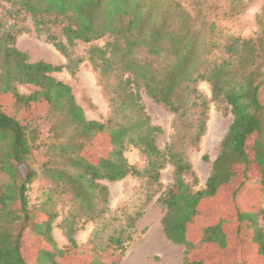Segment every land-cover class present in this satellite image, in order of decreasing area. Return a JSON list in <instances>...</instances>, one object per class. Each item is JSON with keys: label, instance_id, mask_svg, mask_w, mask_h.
I'll list each match as a JSON object with an SVG mask.
<instances>
[{"label": "trees", "instance_id": "16d2710c", "mask_svg": "<svg viewBox=\"0 0 264 264\" xmlns=\"http://www.w3.org/2000/svg\"><path fill=\"white\" fill-rule=\"evenodd\" d=\"M4 1L11 7L9 17L29 15L35 32L65 63L30 62L15 46L16 33L0 22V97L10 99L14 111L0 109V264H62L66 254L51 235L60 211L58 227L70 248H77L75 235L91 223L87 245L122 255L154 198L165 238L184 247V264H210L193 254L227 249L223 224L231 218L215 211L219 220L194 240L188 227L201 209L213 206L224 188L233 190L234 198L255 185L264 196V23L249 37L221 34L219 20L245 12L238 0ZM99 40H105L102 46L92 44ZM78 42L91 44L85 56L73 53ZM84 61L98 74L108 99L104 121L88 120L70 86L53 76L63 70L74 76ZM201 82L209 85L210 99L199 90ZM18 86L33 91L21 94ZM141 91L172 115L162 149L157 139L163 130L147 115ZM210 103L232 120L204 188L194 191L185 181L193 177L186 152L197 149L205 134ZM40 104V115L26 116ZM101 139L107 152L92 160L85 150ZM129 147L143 159L142 168L128 162ZM166 165L172 167V179L163 187ZM128 176L140 182L141 196L112 209L103 182ZM40 182L32 201V187ZM263 216L259 203L233 218L249 229L251 252L260 259L264 229L258 219ZM33 227L41 242L37 255L24 249ZM92 259L90 264H118Z\"/></svg>", "mask_w": 264, "mask_h": 264}, {"label": "rangeland", "instance_id": "374dc122", "mask_svg": "<svg viewBox=\"0 0 264 264\" xmlns=\"http://www.w3.org/2000/svg\"><path fill=\"white\" fill-rule=\"evenodd\" d=\"M241 2L245 5V12L241 16L221 19L217 22L221 34L249 37L256 33L260 22L264 23V0H238V3ZM9 9H11L10 5L6 1L0 0V22L4 27L10 26L12 31L16 33L15 46L28 55L30 62L44 61L55 66L65 63L64 57L56 51L52 44L46 41L45 36L38 35L35 32L29 15L20 13L19 15H13L12 18L6 14ZM104 41L99 40L92 44L102 46ZM90 45L78 42L73 48V53L77 56H85V51ZM53 76L70 86L76 102L83 108L88 120H106L110 114L108 99L101 87L98 74L92 70L87 61L80 64L74 76L69 75L64 70L54 73ZM198 88L210 99L211 92L207 83H199ZM18 91L27 95L33 89L28 86H18ZM140 95L151 122L160 126L163 130V134L157 139V145L162 149L171 135L172 115L161 106L153 103L143 91L140 92ZM43 107L41 104L32 106L26 111V116L35 117L40 115L44 109ZM0 109L14 112L11 100L5 97H0ZM231 120L232 116L230 114H224L213 103L209 104L205 134L197 149H190L186 152V158L192 167L193 177L187 176L185 181L192 190L204 188L205 182L211 173L212 163L218 155L219 143ZM107 149L106 142L101 139L88 147L85 153L93 160L106 153ZM204 155L207 156V160L202 159ZM125 157L130 164L138 168L143 167L144 161L136 149L129 147L125 151ZM171 179L172 167L166 165L160 176L163 187L169 185ZM103 183L109 189L108 200L112 209L124 202H134L141 196L140 182L133 177L128 176L115 183ZM40 190L41 182L35 183L31 191L32 201L35 200L34 198ZM232 191L224 188L220 192L219 198L212 202L213 206L207 205L202 208L198 217L188 227V235L191 239H194L204 226L219 220L220 214H216L215 211L229 212L231 220H224L223 224L229 247L225 250L196 251L193 258L210 264H227L233 260H235V264H264V259L256 257L251 252L252 243L249 229L233 219L236 211L242 212L253 209L259 203L261 208L264 209L263 192L259 187L250 185L245 189L238 190L235 197L232 198ZM62 214L63 211H60L59 217L52 224L51 231L56 247L66 254L63 257L62 264H90L93 261L92 258L95 257H99L105 262L114 260L118 264H184V247L171 243L163 234L160 224L163 213L155 203V198L145 206L143 216L136 223L132 241L129 242L122 255L111 253L109 250L98 253L87 245V240L93 228L91 223L84 224L82 229L75 235L77 248H70L58 227ZM41 218V214H38L37 221L39 222ZM258 223L264 229V216L258 219ZM40 243V239H37L36 229L34 227L29 229L26 234L24 249L37 255Z\"/></svg>", "mask_w": 264, "mask_h": 264}]
</instances>
